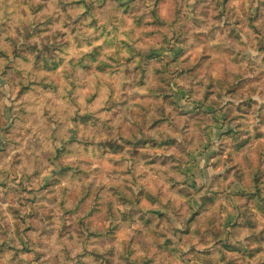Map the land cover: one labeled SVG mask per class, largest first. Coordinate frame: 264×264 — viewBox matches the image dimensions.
<instances>
[{
    "label": "clouds",
    "instance_id": "9594fccd",
    "mask_svg": "<svg viewBox=\"0 0 264 264\" xmlns=\"http://www.w3.org/2000/svg\"><path fill=\"white\" fill-rule=\"evenodd\" d=\"M257 30L264 0H0V264H264Z\"/></svg>",
    "mask_w": 264,
    "mask_h": 264
},
{
    "label": "rangeland",
    "instance_id": "374dc122",
    "mask_svg": "<svg viewBox=\"0 0 264 264\" xmlns=\"http://www.w3.org/2000/svg\"><path fill=\"white\" fill-rule=\"evenodd\" d=\"M120 2H123V0H120ZM131 2H133V0H128V3H131ZM203 2H204V0H198V3L200 4L201 8L203 6ZM215 6L216 7H219L220 5L217 4ZM256 35L259 38V46H260V48L261 49H264V38H260V33H259L258 30L256 31ZM177 43H179V42H177ZM171 51H172V54H173L172 58H173V60H175L177 57H180L181 56V54L183 53V48L180 47V46H176V47L172 48ZM153 55L154 56H159V55H161V53H159V52H153ZM158 74L161 75L162 78H166V73H158ZM229 93L231 94V89H229ZM186 96H187V92H185L183 89H181L176 94V96L171 97V99L175 100L177 98L186 97ZM215 107L216 106H213V105L203 104V105L199 106L198 108H194L192 114L195 115V113L197 111L213 113L214 114V119L216 121V126H217V128H220L221 127V123L220 122L223 121V122L227 123L229 121V117L227 115H221L219 113H216V108ZM210 155H211V153H210ZM186 172H187V174L190 175L191 174V169L190 168L186 169ZM193 186H195V185H193ZM52 187L54 188L56 186H52ZM25 191H27V189H25ZM95 191H96V189H93V193H95ZM241 198H242V196L239 195V194H237V196L233 197L234 200H240ZM254 200L255 199L249 200V201H247V203L249 205H251L250 203H255V205H253V206L251 205V209L253 210L254 213L262 214L260 211H258L256 209V201H254ZM92 202H93L92 201V196H90L89 197V203H92ZM191 204H192V208H191V213H190L189 219H191L192 216H196L198 209L201 207L200 203L197 202V201H195V200H193L191 202ZM209 205H211V204L209 203ZM87 206L88 205H85V207H87ZM211 207L214 210V206L211 205ZM232 212H237V214H238V211H235V208L232 209ZM237 214H233V216H232V213H229L227 215V219L224 221L223 225H225L227 223H231L230 221H231L232 217H235V215H237ZM154 215L160 217V219H161L162 222L167 220V218L162 213H160V212H156V213H154ZM210 217H211V214L210 213H205V214H203V216H197V220L194 221L193 223H197L201 219H206L208 221L209 226L212 227L213 226V222L210 219ZM216 223L218 224L219 222L217 221ZM216 230H218V229L214 228V231H216ZM187 235H189V236L192 235L191 230H189V232H188ZM192 255H193V257H196L197 256V253L196 252H193ZM206 259H207L206 257L205 258L204 257H200L199 259H195L194 258L191 261V264H200V261L201 260H203L204 261V264H206V262H205Z\"/></svg>",
    "mask_w": 264,
    "mask_h": 264
},
{
    "label": "trees",
    "instance_id": "16d2710c",
    "mask_svg": "<svg viewBox=\"0 0 264 264\" xmlns=\"http://www.w3.org/2000/svg\"><path fill=\"white\" fill-rule=\"evenodd\" d=\"M129 5H132L133 2L131 3H128ZM204 104H208V103H204ZM208 105H213L215 106L214 104H208ZM216 108V107H215ZM261 183H264V181H262ZM257 191H260V189H257ZM256 200V199H255ZM256 205H257V208L264 214V196H262L259 200H256ZM209 207H211V205H209ZM236 211H238V217H237V220L232 223V224H225L223 225V227L225 229H230L231 226L233 224H236V223H244L247 221V218L244 217V218H241V212L244 211V209H241L239 207V205H237L236 207H234ZM247 209L251 212H253V210L251 209V207L249 206V204L247 203ZM254 213V212H253ZM216 239H220V236H217ZM227 244H225V253L224 255H222L219 259L223 262V261H227V264H232V261L233 259H235V257L233 256V254L231 252H228L227 251ZM201 257H206V256H201ZM207 259L205 260L206 264H217V258L213 257L211 259H209L208 257H206Z\"/></svg>",
    "mask_w": 264,
    "mask_h": 264
},
{
    "label": "crops",
    "instance_id": "0c3cea01",
    "mask_svg": "<svg viewBox=\"0 0 264 264\" xmlns=\"http://www.w3.org/2000/svg\"><path fill=\"white\" fill-rule=\"evenodd\" d=\"M239 195H241L240 193H238ZM254 201H256V200H254ZM252 206L253 205H255V203H250ZM238 205V204H237ZM251 205H249L250 207H251ZM254 209V208H253ZM256 209L258 210V211H260L258 208H257V205H256ZM236 211V210H235ZM261 212V211H260ZM232 213V216H233V214H237V212H231ZM262 213V212H261ZM263 214V213H262ZM237 217H238V214L237 215H235V217H232V219H231V223H227V224H232V223H234L236 220H237ZM235 218V219H234Z\"/></svg>",
    "mask_w": 264,
    "mask_h": 264
}]
</instances>
